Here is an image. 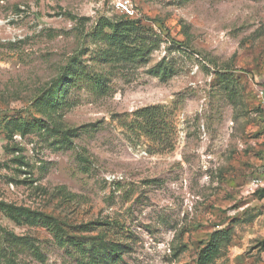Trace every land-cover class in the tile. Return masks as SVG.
<instances>
[{
    "label": "rangeland",
    "instance_id": "374dc122",
    "mask_svg": "<svg viewBox=\"0 0 264 264\" xmlns=\"http://www.w3.org/2000/svg\"><path fill=\"white\" fill-rule=\"evenodd\" d=\"M261 90L264 0H0V264H264Z\"/></svg>",
    "mask_w": 264,
    "mask_h": 264
},
{
    "label": "trees",
    "instance_id": "16d2710c",
    "mask_svg": "<svg viewBox=\"0 0 264 264\" xmlns=\"http://www.w3.org/2000/svg\"><path fill=\"white\" fill-rule=\"evenodd\" d=\"M125 20L129 25L136 23L134 20L129 18ZM67 75L68 73H65L61 75V78H64ZM168 115H173V112L165 106L152 105L142 107L136 109L132 113L131 118L127 122L123 123V128H125L126 132L129 134L142 136L151 141L155 146H158L159 150L155 152L171 151L174 144L170 141L169 137V124L167 123ZM28 127L29 125L27 124H20L17 128L19 131H26ZM69 133H72V131ZM68 139V134H65V142H67ZM11 212L18 213L26 218H29L30 215L29 211L25 208H13ZM227 240L228 231H218L214 233L199 253L196 261L197 264H211L219 254L220 245L223 242H227Z\"/></svg>",
    "mask_w": 264,
    "mask_h": 264
},
{
    "label": "built area",
    "instance_id": "2783aa9c",
    "mask_svg": "<svg viewBox=\"0 0 264 264\" xmlns=\"http://www.w3.org/2000/svg\"><path fill=\"white\" fill-rule=\"evenodd\" d=\"M126 2H124L123 4L121 3L120 4V7L121 8H123L124 10H126L127 12H128V10L126 9ZM129 13V12H128ZM260 93H259V97L261 98V100H262V104H263V106H264V91L263 90H261V91H259ZM261 184H262V181L261 180H259V179H257L256 177L255 178H253V179H251V181H250V183H249V186H248V190L249 191H254L256 188H258V187H260L261 186Z\"/></svg>",
    "mask_w": 264,
    "mask_h": 264
}]
</instances>
